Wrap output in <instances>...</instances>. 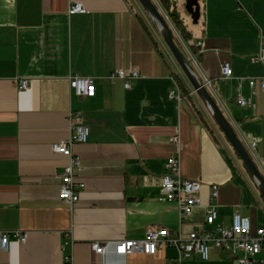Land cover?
Wrapping results in <instances>:
<instances>
[{
	"label": "crops",
	"instance_id": "1",
	"mask_svg": "<svg viewBox=\"0 0 264 264\" xmlns=\"http://www.w3.org/2000/svg\"><path fill=\"white\" fill-rule=\"evenodd\" d=\"M80 3L83 15H69ZM191 36L200 44L193 63L208 92L264 177V90L247 79L264 78V64L252 63L264 40V0H170ZM135 0H0V231L23 230L27 241L12 238L0 264H168L177 253L155 256L115 253L114 242L141 240L149 227L186 238L205 225L211 187H218L214 225L229 226L234 214L247 217L251 231L264 229V203L236 153L185 81L181 101L168 98L170 64L145 14ZM163 53L153 48L142 27ZM228 63L233 76L224 80ZM136 68L130 89L111 82L115 70ZM73 76L92 78L93 98L79 99L69 89ZM25 78L29 86L17 89ZM242 96L247 106L235 103ZM77 111L88 129L84 144H74L83 185L72 211L58 199L67 159L51 145L70 135L67 114ZM177 136L180 150L171 142ZM256 145V157L250 151ZM177 154L183 179L197 180L200 207L179 223L174 204L161 201L160 182L167 160ZM93 242H111L96 256ZM263 261L264 248L256 257ZM184 264H234L222 251L208 261L196 256Z\"/></svg>",
	"mask_w": 264,
	"mask_h": 264
},
{
	"label": "built area",
	"instance_id": "2",
	"mask_svg": "<svg viewBox=\"0 0 264 264\" xmlns=\"http://www.w3.org/2000/svg\"><path fill=\"white\" fill-rule=\"evenodd\" d=\"M238 3V0H236ZM240 9V4H237ZM69 15H83L86 10L82 4L75 3L69 7ZM199 43L196 44L198 48ZM193 63H197L196 56L190 55ZM252 63L261 62L264 64V40L260 41L259 52L256 57H251ZM181 80L178 74L173 73ZM220 76L224 80L232 78L233 73L228 63H223L220 67ZM140 78V73L136 68L129 70L112 71L108 79L113 83L117 80L122 81L124 89L131 88L132 83ZM172 88L168 92V98L176 102L181 101V89L176 79L171 76ZM182 81L185 82L184 78ZM69 89L79 99L93 98L95 96V86L92 78L73 76L69 79ZM187 84V83H186ZM247 84L251 90L258 87L264 90V78L247 79ZM203 85L208 89L211 86L210 80L204 79ZM29 81L21 78L17 81L19 91L27 90ZM192 93H194L192 91ZM235 103L240 107L247 106L248 102L239 94L236 95ZM67 122L71 132L67 140L60 141L51 145V151L67 159L68 165L60 175L58 199L60 202L68 205L72 211L75 204L79 201L80 192L83 185L74 181L75 172H81L79 158L72 153L74 144H84L88 138V129L83 125L81 114L77 111H69ZM171 142L177 145L180 150V143L177 136L171 139ZM250 151L253 157H256V145L251 144ZM165 174L163 175L161 188V201L175 205L179 223L187 220L193 211L200 207V185L197 180H187L181 177L180 161L177 154L171 156L164 165ZM218 196V187H211L209 205L205 211V225L210 229L202 231H193L186 238L181 234H172L167 229L152 226L149 227L141 240H119L114 242L115 253L120 256L133 254H143L155 256L164 248H173L176 250V257L169 260L168 264H184L185 261L196 256L201 261L209 260L211 250L225 252L231 258L234 264H263V261L256 257L264 248V229H257L254 233L251 231V224L247 217L234 214L229 226L214 225L217 219V210L215 201ZM28 232L23 230L0 231V250L8 252L9 239L12 238L20 245L27 241ZM111 242H93L90 244V250L96 256H102L106 253Z\"/></svg>",
	"mask_w": 264,
	"mask_h": 264
},
{
	"label": "water",
	"instance_id": "3",
	"mask_svg": "<svg viewBox=\"0 0 264 264\" xmlns=\"http://www.w3.org/2000/svg\"><path fill=\"white\" fill-rule=\"evenodd\" d=\"M145 16L148 18L154 29L160 36L164 43L170 57L174 60L181 75L184 77L186 83L190 86L192 91L205 108L206 112L211 117L212 121L218 127L224 138L230 144L237 157L244 165L252 182L254 183L259 195L264 199V177L253 161L252 157L243 146L235 131L226 120L220 108L213 100L208 92V89L203 85L202 80L197 74L191 62L183 54L176 36L171 31L166 23L164 16L157 9L152 0H135Z\"/></svg>",
	"mask_w": 264,
	"mask_h": 264
},
{
	"label": "trees",
	"instance_id": "4",
	"mask_svg": "<svg viewBox=\"0 0 264 264\" xmlns=\"http://www.w3.org/2000/svg\"><path fill=\"white\" fill-rule=\"evenodd\" d=\"M152 1L156 5L157 9L161 12L162 16H164V18L166 20V23L168 24V26L170 27L171 31L176 36V39L178 41V44H179L183 54L191 62L192 66L194 67L193 62L190 59V55H195L197 63L200 62L201 55L199 53L200 52L199 48H197L196 46H194L191 43L190 33L187 31V29H186L184 23L182 22V20L180 19V17L177 14H175V13L170 11V5H171L170 0H152ZM135 18L138 21V23L140 24V26L142 27V29L145 32V34L148 37V39L150 40V42L153 45V48L155 49L156 53L162 59H164L163 53L161 52V50L159 49L158 45L156 44V42L152 38L151 34L148 32L146 26L143 24V22L138 17V15H135ZM171 76L178 81L179 87L181 89V93H184L185 92V85H186L185 82L180 80L174 74H171ZM261 199H262V201L264 203V199L262 197H261Z\"/></svg>",
	"mask_w": 264,
	"mask_h": 264
},
{
	"label": "rangeland",
	"instance_id": "5",
	"mask_svg": "<svg viewBox=\"0 0 264 264\" xmlns=\"http://www.w3.org/2000/svg\"><path fill=\"white\" fill-rule=\"evenodd\" d=\"M135 4H136V6H137L136 8H137L138 12L140 11V12L143 14V11L141 10V8L139 7V5L137 4L136 1H135ZM147 20H148V18H147ZM148 21H149V20H148ZM149 22H150V21H149ZM150 25H151V27L153 28V30H154V32H155V37L158 39V41H159L161 47L163 48V51L165 52L166 57H167V58H170V64H171V65L175 64L174 60L170 57V55H169V53H168V51H167V49H166L164 43L162 42V40H161L160 36L158 35V33L156 32V30L154 29L153 25H152L151 23H150ZM175 65H176V64H175ZM182 78H184V77L182 76Z\"/></svg>",
	"mask_w": 264,
	"mask_h": 264
}]
</instances>
